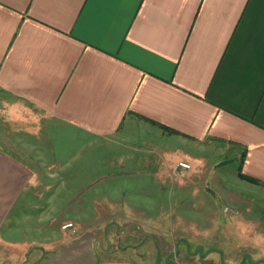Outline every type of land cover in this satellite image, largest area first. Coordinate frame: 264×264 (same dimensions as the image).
<instances>
[{
  "label": "crops",
  "instance_id": "0c3cea01",
  "mask_svg": "<svg viewBox=\"0 0 264 264\" xmlns=\"http://www.w3.org/2000/svg\"><path fill=\"white\" fill-rule=\"evenodd\" d=\"M3 110L7 130L34 139L32 149L62 147L47 170L57 181L75 164L62 154L69 142L103 152V179L153 181L132 185L135 195L197 179L204 152L225 155L214 165L238 162L237 178L264 190V0H0ZM178 161L192 168L173 173ZM46 178L0 149V247L11 259L36 243L35 263L53 261L46 239L1 237L21 196ZM79 221L61 225L90 233Z\"/></svg>",
  "mask_w": 264,
  "mask_h": 264
},
{
  "label": "rangeland",
  "instance_id": "374dc122",
  "mask_svg": "<svg viewBox=\"0 0 264 264\" xmlns=\"http://www.w3.org/2000/svg\"><path fill=\"white\" fill-rule=\"evenodd\" d=\"M5 111H0V149L33 168L44 169L47 178L35 185L32 195L21 196L1 237L13 242L46 239L53 261L45 264H110L117 255L124 256L125 264H264V190L237 178L238 162L214 165L220 152L196 153L203 158L198 169L203 171L202 178L157 190L160 195H155L151 185L144 194L135 195L132 185L153 181L103 179V152L95 150L93 156L90 147L66 142L62 154H74L75 164L63 171L66 179L57 181L47 176V170L55 161L53 150L56 153L62 147L50 140L53 148L32 149L34 139L7 130L14 122H7ZM8 137L16 146L7 144ZM45 139L40 137L41 146ZM187 161L194 169L200 165ZM176 167L173 173L178 175L187 171ZM155 168L159 175L165 174V167L155 163ZM78 217L90 226V233L81 227L78 232L74 225L69 230L62 228L61 223ZM37 221H42L41 228L35 229ZM134 244L141 246L127 248ZM117 246L124 253L110 254ZM38 248L36 243L25 245L27 255L11 259L13 253L0 247V260L3 264H38L34 260ZM78 253L81 257L71 260Z\"/></svg>",
  "mask_w": 264,
  "mask_h": 264
},
{
  "label": "built area",
  "instance_id": "2783aa9c",
  "mask_svg": "<svg viewBox=\"0 0 264 264\" xmlns=\"http://www.w3.org/2000/svg\"><path fill=\"white\" fill-rule=\"evenodd\" d=\"M178 167H179L180 169H182V170H190V169H191L190 165L187 164V163H185V162H181V163H179ZM72 227H73V224L70 223V224L65 225V226L63 227V229H66V230H67V229H70V228H72Z\"/></svg>",
  "mask_w": 264,
  "mask_h": 264
},
{
  "label": "trees",
  "instance_id": "16d2710c",
  "mask_svg": "<svg viewBox=\"0 0 264 264\" xmlns=\"http://www.w3.org/2000/svg\"><path fill=\"white\" fill-rule=\"evenodd\" d=\"M239 177L241 178V179H243V180H248V181H250V182H253V183H258V181L257 180H254V179H251V178H249V177H246V176H244V175H239Z\"/></svg>",
  "mask_w": 264,
  "mask_h": 264
},
{
  "label": "water",
  "instance_id": "95a60500",
  "mask_svg": "<svg viewBox=\"0 0 264 264\" xmlns=\"http://www.w3.org/2000/svg\"><path fill=\"white\" fill-rule=\"evenodd\" d=\"M0 264H3L1 260H0Z\"/></svg>",
  "mask_w": 264,
  "mask_h": 264
}]
</instances>
